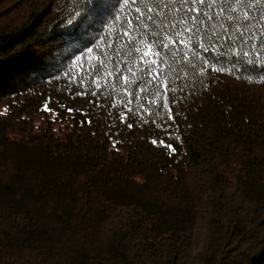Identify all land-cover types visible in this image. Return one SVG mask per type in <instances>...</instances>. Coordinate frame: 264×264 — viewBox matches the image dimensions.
Returning <instances> with one entry per match:
<instances>
[{"label": "trees", "instance_id": "trees-1", "mask_svg": "<svg viewBox=\"0 0 264 264\" xmlns=\"http://www.w3.org/2000/svg\"><path fill=\"white\" fill-rule=\"evenodd\" d=\"M164 11L0 0V264H264V48Z\"/></svg>", "mask_w": 264, "mask_h": 264}, {"label": "snow or ice", "instance_id": "snow-or-ice-1", "mask_svg": "<svg viewBox=\"0 0 264 264\" xmlns=\"http://www.w3.org/2000/svg\"><path fill=\"white\" fill-rule=\"evenodd\" d=\"M234 4L235 6H233L230 0H156V8L159 9V12L153 13V15L142 13L140 17H136V20L140 21L142 17H145L147 20L155 23V15H165L164 10L166 9L167 14L172 16V20L169 21L171 24L170 30H175V35L177 37L182 36L184 33L190 34L187 37V41H180V43L187 46L194 40L197 43L200 42V34L205 31L208 22H217L221 19H225L229 22V27L224 28L223 24L219 25L221 28H224V40L239 41L244 45L251 43L253 49H256L257 45L264 48V12H260L259 15H254L251 11L253 8H258L260 4H264V0H234ZM148 11L151 12L152 9H148ZM129 24L131 28V22H129ZM144 27H147V25L145 24ZM157 27H161L166 31L169 30L168 24L163 22L157 25ZM215 27L216 24L213 23V31L210 34L205 32L209 42H211L213 38H220L215 31ZM125 34L127 35V33ZM153 35H159V33L154 32ZM170 43L175 44L176 41H170ZM161 48L168 50L169 44L161 41ZM213 48H215L214 44ZM209 50V48L204 47V51ZM137 51H139V49H137ZM155 54H161L159 48ZM257 54L259 55V53ZM143 55L148 56V53H144ZM243 55L248 56L249 53L244 52ZM153 63H155V60H153ZM163 63L164 61L161 60V64ZM149 71H151V69H149ZM160 75H163V73H160ZM97 87H99V84H97ZM93 95H95V93H93ZM163 106L166 105H162V107ZM129 110L131 111V109ZM128 126L132 127V125ZM153 143L155 144L156 141H153ZM160 143L163 144V140H161ZM168 147H171V145H168Z\"/></svg>", "mask_w": 264, "mask_h": 264}]
</instances>
